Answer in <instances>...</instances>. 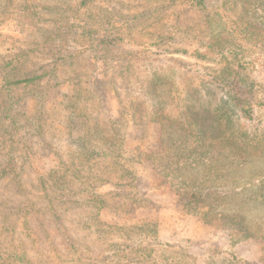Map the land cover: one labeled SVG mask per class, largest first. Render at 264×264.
Instances as JSON below:
<instances>
[{
    "label": "rangeland",
    "instance_id": "1",
    "mask_svg": "<svg viewBox=\"0 0 264 264\" xmlns=\"http://www.w3.org/2000/svg\"><path fill=\"white\" fill-rule=\"evenodd\" d=\"M205 2L0 0V264H264V157L161 159L169 118L216 128L226 67L264 134V0Z\"/></svg>",
    "mask_w": 264,
    "mask_h": 264
},
{
    "label": "trees",
    "instance_id": "2",
    "mask_svg": "<svg viewBox=\"0 0 264 264\" xmlns=\"http://www.w3.org/2000/svg\"><path fill=\"white\" fill-rule=\"evenodd\" d=\"M190 1L193 2L197 7H206L205 0ZM224 39L227 41V43L231 42L227 37H224ZM232 74L234 75L233 81L230 79ZM237 74L239 73L236 72L234 68L226 67L224 69V76L217 79V81L214 80V82L217 83L219 87H222V89L225 90L222 101L219 103V113L215 117L216 128H213L212 130L204 129V127H202L204 118H202L199 122L190 118L189 115H187L183 121L169 118L167 124L168 126L173 127L172 132L177 134V142L180 140V143L178 144L172 140L170 141L171 145L166 146L165 143L162 147L163 156H161V159H167L168 161L167 166L165 165L164 168H171L173 164H176V168L172 167L171 171L166 173L167 175H170L171 173L174 174V171H180L185 167L193 166V162L196 163V166H199L201 158H206V156H212L213 161L218 160V157H223L225 159H229L231 163L237 162L239 164L249 163L255 157H264V134L251 137L249 134H247V132L239 131L234 120L232 119L233 114L238 113L237 110L239 111L240 115L249 118L252 116V99L245 97L244 93L241 91V88L237 85ZM43 77L44 75L33 74L15 81H8L6 87L10 88L11 86L22 83H36V81L42 79ZM191 138L193 139V143H189ZM193 157L194 161H190V158ZM260 186L264 187V180L261 181ZM99 202L102 203L103 201L100 200ZM137 224L138 223H134L128 226L140 227L141 231H147L143 234V236L149 237L150 240L159 239V230H154V233L150 234L148 231V223H146L147 225L144 224L140 226ZM150 225L156 226V224H149V226ZM140 247L135 246L133 249L138 253L141 251ZM122 251L125 250L122 249ZM151 251L153 252V260L155 252L154 249ZM177 254L178 253H174L173 255L168 256L166 261L168 263L166 264H176ZM22 256L23 255H20V259L23 258ZM141 260H143V258L139 253L138 258L130 259L129 261L139 262ZM17 264L23 263L21 260H19Z\"/></svg>",
    "mask_w": 264,
    "mask_h": 264
},
{
    "label": "crops",
    "instance_id": "3",
    "mask_svg": "<svg viewBox=\"0 0 264 264\" xmlns=\"http://www.w3.org/2000/svg\"><path fill=\"white\" fill-rule=\"evenodd\" d=\"M114 186H117L115 188L116 191H117V195L119 193H125L128 189L126 188H119L118 186L120 187H124L123 185H119L118 183L117 184H114ZM115 192V191H114ZM148 208V204L144 207V209H147ZM121 212V211H120ZM124 216L128 219V220H133V222H138L139 220L143 221L144 219H151V220H157V218L155 217V215L153 214H145V215H141V212L137 211L136 209L134 210L133 213H127V212H124ZM160 234L161 236H164L162 235V233L160 232L159 230V237H160ZM174 235H175V230H173L172 233H169V237H172L171 239H169V242L170 244L173 243L174 241ZM176 237V236H175ZM194 239H203V237H201V235H195L192 237L191 240H194ZM206 240V239H203V241ZM201 242V240H200ZM199 242V243H200ZM193 248V247H192ZM198 249H200L201 251L200 252H197L196 250L191 249V245L189 246V249H188V253L191 254L193 257L196 255V252L197 253H200L201 255H198V257L196 256V258H199V259H205L207 255L210 254V250L208 248V245L206 243H201L198 245Z\"/></svg>",
    "mask_w": 264,
    "mask_h": 264
}]
</instances>
